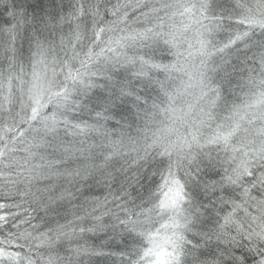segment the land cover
<instances>
[{
	"label": "snow or ice",
	"instance_id": "6c2138e0",
	"mask_svg": "<svg viewBox=\"0 0 264 264\" xmlns=\"http://www.w3.org/2000/svg\"><path fill=\"white\" fill-rule=\"evenodd\" d=\"M0 264H264V0H0Z\"/></svg>",
	"mask_w": 264,
	"mask_h": 264
}]
</instances>
